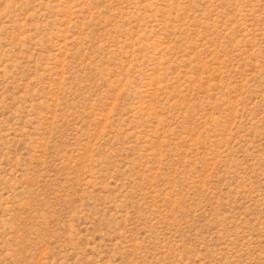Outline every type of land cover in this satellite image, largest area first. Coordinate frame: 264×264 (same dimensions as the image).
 I'll use <instances>...</instances> for the list:
<instances>
[{
  "label": "rangeland",
  "instance_id": "1",
  "mask_svg": "<svg viewBox=\"0 0 264 264\" xmlns=\"http://www.w3.org/2000/svg\"><path fill=\"white\" fill-rule=\"evenodd\" d=\"M0 264H264V0H0Z\"/></svg>",
  "mask_w": 264,
  "mask_h": 264
}]
</instances>
